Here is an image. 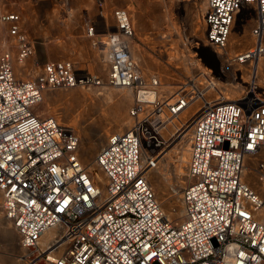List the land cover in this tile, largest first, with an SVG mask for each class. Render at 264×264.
<instances>
[{"label":"built area","instance_id":"obj_1","mask_svg":"<svg viewBox=\"0 0 264 264\" xmlns=\"http://www.w3.org/2000/svg\"><path fill=\"white\" fill-rule=\"evenodd\" d=\"M248 16L256 45L228 59L254 62L264 55V0H205L204 39L196 46L225 52L232 32L244 35ZM112 17L113 27L85 31L106 65L104 80L70 60L17 76L12 54L0 53V214L26 252L24 264H264V85L250 78L234 100L217 92L208 103L202 89L213 83L205 73L204 83L188 77L163 95L130 55L129 12L118 8ZM0 21L16 39V61L26 62L35 42L19 30V16ZM232 82H242L238 72ZM104 85L131 90L133 122L108 135L91 169L79 159L75 131L38 107L46 92ZM195 103L196 113L183 122L189 158L183 215L174 219L148 172L166 129Z\"/></svg>","mask_w":264,"mask_h":264},{"label":"rangeland","instance_id":"obj_2","mask_svg":"<svg viewBox=\"0 0 264 264\" xmlns=\"http://www.w3.org/2000/svg\"><path fill=\"white\" fill-rule=\"evenodd\" d=\"M28 2L31 1L29 0ZM193 2L194 0H172V3L166 8V4L161 0H69V9H67L61 3L53 1L54 6L50 13L46 15V18L51 17L56 21H37L38 12L35 10L31 8L20 10L18 11V15H20L19 30L35 42V54L24 63V70L25 68L26 72L39 70V67L47 61L70 60L76 63L78 67L87 69L90 73H96V70L98 73L99 71L94 58L97 55L96 50L91 46L92 40L85 35L86 28L91 25L102 26L104 30L107 29L106 27H113V10L124 8L129 11L131 17L133 16L131 19L136 36L132 41V45L136 48L143 60V62L137 63L142 69L147 66L146 68L153 75L156 74L158 77H161V82L170 87V92H165L166 95L174 91L175 88L173 86L181 84L189 76H193L192 71L197 69V67H200L202 70L204 69V73L207 74L208 79L214 85L216 84L220 88H229L231 86L229 85L230 78H222L221 81H218L217 79H213L208 71L211 70L218 76H220L218 72H223V75L227 76L222 70V65L208 60L207 53L198 52L201 45L196 46L199 40L191 32L188 22L190 20L192 11L191 4ZM164 10H168V16L166 18L164 17ZM0 12L2 13V10ZM101 15L103 19H101ZM106 20L109 22L105 26L104 21ZM50 23L51 26H49ZM59 26H62V32L58 31ZM251 26L252 22L248 19L245 25V33L249 32ZM176 32H178L184 41L187 38L186 50H183L178 42L175 41L177 39ZM82 36L85 39H81ZM169 38L177 46L176 56L179 58L178 62L169 59V56L162 53V46ZM82 40L85 41L82 42ZM241 40L243 39L241 38ZM7 48L15 51V47L12 46V38L9 35V25L0 21V51ZM83 50H86L87 54H84ZM238 50L234 52H239ZM62 54L65 56L63 59ZM84 55L87 56L85 57ZM202 57H205V59ZM187 58L192 60L191 64L188 65V76L184 75L178 69V63ZM26 72L23 76L27 75ZM201 78H197V80L204 83L205 78ZM221 89L219 92L222 93L223 91ZM87 90L85 89L84 91ZM90 90L92 92L96 89ZM46 94L51 95V104L55 108V114L60 116V122L67 125L70 117L77 114L75 112L79 102L76 95L72 93L70 101H65L63 97L68 94L67 91H55ZM214 96L216 94L211 95L212 98ZM43 107L44 102L39 105L38 111L41 112ZM103 113L104 105L102 101L93 100L92 103H89V112L84 116H80L81 123L90 128L89 131L91 134H95L98 131L97 127H99L97 124L90 122L91 118L95 116L98 121L99 119L102 120ZM109 118L113 119L112 116H109ZM112 125L111 123V129L108 135L117 131ZM153 187L158 195L157 187L154 185ZM9 230L13 235L15 234L12 229ZM21 254L17 246V241L16 244L11 246L0 235V256L7 257L11 255L15 258L20 257ZM3 260L6 261L5 258Z\"/></svg>","mask_w":264,"mask_h":264},{"label":"bare ground","instance_id":"obj_3","mask_svg":"<svg viewBox=\"0 0 264 264\" xmlns=\"http://www.w3.org/2000/svg\"><path fill=\"white\" fill-rule=\"evenodd\" d=\"M166 4V8L169 7V4L172 3V0H161ZM181 1H187V0H181ZM2 3L0 4V6ZM64 6L68 8L69 6V0L65 1L63 3ZM191 14H190V20L189 25L191 28V32L197 37L199 41H203L204 39V26L202 21L203 12L205 9V0H194V2L191 4ZM117 10V9H115ZM113 10V12L115 11ZM1 11V9H0ZM129 12V11H128ZM10 14V13H9ZM106 14V13H105ZM18 15V14H17ZM6 16V15H3ZM19 16V15H18ZM130 16V13H129ZM168 16V10H164V17L166 18ZM2 17V16H1ZM133 17V16H132ZM130 16V19L132 18ZM106 18V17H105ZM249 20L253 22V19L248 16ZM114 20V19H113ZM132 20V19H131ZM240 20V15L238 14L236 16V21ZM20 21V16H19ZM109 21H104L105 26L108 25ZM115 23V21H114ZM8 24V23H6ZM131 27L133 30L134 35L135 30L133 23L131 21ZM9 25V24H8ZM19 26V22H18ZM176 35V42H178L179 46L183 48V50H186V40L185 41L179 36L178 32L175 33ZM12 38V46L15 47V51L12 49H5L3 51H0V53L9 51L12 54V57L14 58V72L17 76L24 77V73L26 72L24 70L25 67V61L23 62H17L16 61V49H17V43L15 37ZM81 39H85L84 36L81 37ZM239 39L235 32H232L229 38V44L226 49V51H219L217 55H214L210 50L201 48L198 49L199 53H207L210 57V61H214L217 64L222 65V70L224 73H226V77L230 78V80H233L234 77H236V72L241 76L242 82L239 85H231L229 88H220L218 85L209 84L205 86V88L202 89V92H206V100L209 101L208 103H212L215 100L211 97V95L220 93L219 90L221 89L223 92L221 93L223 96V100L232 101L238 94L241 92V86L246 81L250 80V78H254L255 81L260 84L261 86L264 85V55H260L255 59L254 62L250 61H243L244 63L235 64L232 63L228 56L232 53H235L234 51H246L254 48L256 45V39L251 35L250 31L248 33L244 32V35ZM241 40V41H240ZM85 40H82L84 42ZM6 42V41H5ZM3 42V43H5ZM4 45V44H3ZM92 46V45H91ZM11 47V46H10ZM60 47V46H59ZM93 47V46H92ZM6 48V47H5ZM94 48V47H93ZM96 50V48H94ZM176 50L177 46L175 45V42L172 39H168L166 43L162 46V53L169 56V59L173 61L179 60V58L176 56ZM129 51L132 59L135 62H143L141 56L138 54L136 48L132 45V42L129 44ZM188 51V50H187ZM84 54H87L86 50H83ZM225 56H221L223 53ZM95 54V53H94ZM95 55V63L98 69V73L96 70V73H90L94 76H99L103 80L106 77V65L103 63V61L100 59V55L98 51L96 50ZM161 54V52H160ZM92 55V54H91ZM85 57L87 55H84ZM214 57V58H213ZM31 58V57H30ZM93 58V56H92ZM212 58V59H211ZM208 59V60H209ZM170 60V61H171ZM192 62L191 59H186L178 63V69L180 71L188 76V65H190ZM254 65V66H252ZM147 67V66H146ZM144 68L141 70L143 71L145 77L148 79L150 77L156 78L159 83L161 84L160 92L163 93V95H166L165 92H170V87L168 85H165L161 82V77H158L156 74H152L148 68ZM254 68V70H253ZM204 70V69H203ZM200 67H197V69L193 70V76H189V78H195L200 79L201 77H205V73ZM40 70H35L34 73H38ZM230 74V75H229ZM238 76V75H237ZM202 79V78H201ZM172 88V87H171ZM85 89H88L87 91H84ZM90 89H96L95 91L90 92ZM208 89V90H207ZM81 90V91H78ZM55 91H67L68 94L64 96L63 98L65 101H70L72 93L76 95V98L78 99L79 105L78 108H76L77 114L75 116H71L70 120L68 121V124H64L65 126L73 129L75 133L80 138V147H79V159L83 163L88 165L91 169L95 168V157L101 146L102 143H105L104 140L106 139V136L108 135L111 127L110 124L112 123V127L117 131H122L126 129L125 127H128L131 125L133 120L129 116L130 109L134 106L133 101V94L131 90L129 89H112L107 86H101V87H89V88H83V87H75L67 90H55ZM53 91V92H55ZM75 91V92H74ZM78 91V92H77ZM51 93V92H46ZM44 93L42 102H44V107L42 108V111L39 112L41 115H46L47 117H53L56 120H59L60 116L55 114V108L51 104V95H48ZM60 95V94H59ZM208 95V96H207ZM151 99V97H149ZM93 100H100L102 101L104 105V113L102 116V120L93 116L90 120V122L97 124L99 127L98 131L95 134L90 133V128L88 126H84L81 123L80 116H84L87 112H89V103H92ZM41 103L39 105H41ZM200 106L199 103L195 104H189L182 112H180L177 119L174 120L175 125L172 126L170 129H166L164 133V142L162 145H160L153 155L154 160L156 161V167L154 169H151L148 172V181L152 188L154 189L153 185L157 187L158 190V199L162 203V208L174 219H180L183 215V208L181 204V195H182V189L184 186L185 181V175H186V165L189 158V152H188V137H189V127H185L183 125V122L185 119H187L190 116H193L196 112V109ZM39 108V107H38ZM109 116H112L113 119L109 118ZM63 124V123H62ZM96 127V126H95ZM116 132V131H115ZM108 137V136H107ZM155 191V190H154ZM156 193V192H155ZM175 210V213H172V211ZM11 227L10 224L2 217L0 214V235L3 238L4 241L11 244H16L19 247L21 251L20 257H12L11 255L4 257L0 256V264H24L23 256L25 255V250L22 249L19 246V238L15 233L14 235L10 232ZM12 248V247H11ZM6 259L4 261L3 259Z\"/></svg>","mask_w":264,"mask_h":264},{"label":"crops","instance_id":"obj_4","mask_svg":"<svg viewBox=\"0 0 264 264\" xmlns=\"http://www.w3.org/2000/svg\"><path fill=\"white\" fill-rule=\"evenodd\" d=\"M28 1L29 0H2V5L0 6L2 13L0 12V17L3 15H9V13L19 14L18 11L31 8L38 12V16L36 15L38 19L37 21H56L51 17L46 18V15L50 13L54 6L53 0H30L31 2ZM49 26H51V23L49 24ZM58 29L59 32H62V26H59ZM64 57V54H62V59Z\"/></svg>","mask_w":264,"mask_h":264}]
</instances>
